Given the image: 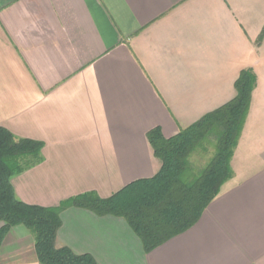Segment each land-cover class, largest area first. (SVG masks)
Here are the masks:
<instances>
[{"label":"crops","instance_id":"crops-1","mask_svg":"<svg viewBox=\"0 0 264 264\" xmlns=\"http://www.w3.org/2000/svg\"><path fill=\"white\" fill-rule=\"evenodd\" d=\"M263 31L264 0H0V126L42 143L12 178L27 204L154 176L150 130L174 136L233 99L242 70L257 79L234 176L194 226L146 253L123 217L69 207L56 247L99 264H264ZM34 244L14 226L1 264H41Z\"/></svg>","mask_w":264,"mask_h":264},{"label":"trees","instance_id":"trees-1","mask_svg":"<svg viewBox=\"0 0 264 264\" xmlns=\"http://www.w3.org/2000/svg\"><path fill=\"white\" fill-rule=\"evenodd\" d=\"M256 81L255 73L244 69L235 82V97L226 104L174 136L165 137L159 127L150 130L148 140L162 162L160 170L152 177L129 183L108 198L87 192L56 207L23 202L16 195L12 178L42 162V143L17 138L0 126V264L2 244L17 225L26 226L34 235V248L41 264H99L91 254L76 253L69 246L56 247L61 213L69 207L123 217L146 253L194 226L224 183L234 176L231 161ZM210 145L215 153L197 171L191 155L198 149L206 151Z\"/></svg>","mask_w":264,"mask_h":264},{"label":"rangeland","instance_id":"rangeland-1","mask_svg":"<svg viewBox=\"0 0 264 264\" xmlns=\"http://www.w3.org/2000/svg\"><path fill=\"white\" fill-rule=\"evenodd\" d=\"M256 42H257V40H256ZM257 44H258V42H257ZM247 117H248V115H247ZM247 117H246V119H247ZM214 153H215V148H214V146H211V145L208 147V149L206 151L204 149L203 150L202 149L196 150L191 155V161H192V164H193L194 168L197 171L198 170H202L208 164L210 159L213 157Z\"/></svg>","mask_w":264,"mask_h":264}]
</instances>
